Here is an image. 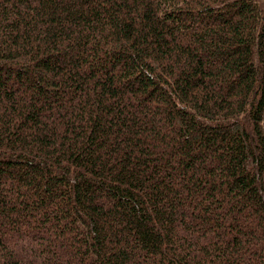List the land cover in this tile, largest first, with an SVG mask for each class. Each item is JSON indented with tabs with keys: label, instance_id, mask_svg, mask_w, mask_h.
<instances>
[{
	"label": "trees",
	"instance_id": "obj_1",
	"mask_svg": "<svg viewBox=\"0 0 264 264\" xmlns=\"http://www.w3.org/2000/svg\"><path fill=\"white\" fill-rule=\"evenodd\" d=\"M0 264H264V0H0Z\"/></svg>",
	"mask_w": 264,
	"mask_h": 264
}]
</instances>
